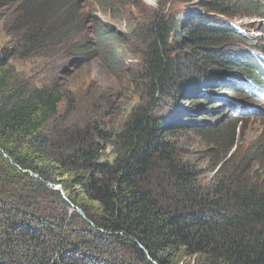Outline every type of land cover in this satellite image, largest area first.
Here are the masks:
<instances>
[{
  "label": "trees",
  "instance_id": "obj_1",
  "mask_svg": "<svg viewBox=\"0 0 264 264\" xmlns=\"http://www.w3.org/2000/svg\"><path fill=\"white\" fill-rule=\"evenodd\" d=\"M176 1L186 4L183 11L170 7ZM246 1L160 0L162 8L135 31L143 39L140 102L112 130L98 120L79 125L62 117L69 93L21 80L11 63L39 45L67 57L91 50L79 1L0 0V9H12L15 28L0 49V264H176L183 253L194 264H264V144L248 151L251 165L220 176L222 169L210 180L172 141L176 131L168 132L194 128L221 147L232 138L220 148L227 156L243 120L234 116L221 131L197 115L219 114L210 101L236 115L259 113L264 50L238 47L252 39L230 20L264 17V0ZM98 30V50L109 47L107 62L119 60L115 39L122 34L108 24ZM181 96L195 104L182 106ZM170 100L178 115L171 127L168 115L157 113ZM111 147L113 157L106 154Z\"/></svg>",
  "mask_w": 264,
  "mask_h": 264
},
{
  "label": "rangeland",
  "instance_id": "obj_2",
  "mask_svg": "<svg viewBox=\"0 0 264 264\" xmlns=\"http://www.w3.org/2000/svg\"><path fill=\"white\" fill-rule=\"evenodd\" d=\"M78 1L81 7L80 11H83L81 14L83 20L82 30L85 31L83 37L90 40L91 50L79 57H67L64 52L60 54L55 51L54 47L39 45L40 48L37 49L34 55L28 57L17 56L11 63L14 65L15 71L20 74L21 80L36 86L56 84L66 93H69L60 105L62 117L67 116L79 125L98 120L113 130L121 126L132 108L138 105L141 99L142 90H138L135 83L141 81H136V76L143 68L140 53L143 48V39L135 31H140L143 27L142 24L151 15V10L161 9L162 4L160 5V0H105V3H101V0ZM185 5L181 1H176L170 7L182 9L183 11ZM188 9H190V6H188ZM11 11V8L0 9V49L11 44V29H15L10 26L12 22H9ZM166 11L170 12L169 8H166ZM230 20H232V24L234 20L237 26L245 29L247 36L252 39L251 43L236 42L235 44L238 47L251 48V45H253L264 50V17L262 18L260 15H237ZM106 24L122 34L118 35L120 41L115 39V47L121 51V57L119 60H114L116 58L110 56L112 63H108L106 58L109 47L100 52L96 47L97 45L94 44L98 40L95 37L99 31L98 29ZM182 30L183 28L180 26L179 31ZM172 41H174L173 33L170 43ZM224 94L225 97L234 101L237 100L238 105L243 103L240 102V95L234 92L223 90L221 95ZM178 101L182 106L189 108L195 104V102L186 100L182 96ZM197 102L204 101L201 99ZM169 103H161L157 113L159 116L168 115L171 127L176 124L172 117H178V115L175 111L177 104L171 100ZM208 103L211 108L219 107L221 110L219 114H198L196 119H198V123L205 124L204 126L211 127L215 125L222 131L232 117L235 116L243 120L235 127V129L237 128L236 136L233 139L231 150L227 152V156H225V151L222 149H228L232 138H228L226 146L221 147L214 143L211 135L208 133L204 135L196 134L193 131L194 128H179L180 126L177 125L174 128L175 130L168 128V132L176 131L175 136L171 138L172 141L185 157L192 164L201 167L207 179L211 180L222 169L223 172L219 173L220 176L231 175L237 169L251 165L252 161L248 157V151L254 149V143H256L255 147L264 144V103H257L256 107L260 108L259 113L249 110L247 114L238 113L237 115L233 114L231 109L223 102H218L216 105H214L215 101ZM182 118L181 123L187 119ZM106 154L113 157L112 147ZM53 176L56 179L62 178L57 176V173ZM49 185L58 190L65 202L73 207L68 194L61 186L54 184L52 181H49ZM52 200L55 201L56 199ZM79 209L77 208V210ZM194 259L193 255L183 253L174 260L176 264H194Z\"/></svg>",
  "mask_w": 264,
  "mask_h": 264
},
{
  "label": "water",
  "instance_id": "obj_3",
  "mask_svg": "<svg viewBox=\"0 0 264 264\" xmlns=\"http://www.w3.org/2000/svg\"><path fill=\"white\" fill-rule=\"evenodd\" d=\"M23 171H24V172H27V170H23ZM28 172H29V171H28ZM30 173L33 174V172H31V171H30ZM33 175H34L35 177H38L37 174H33ZM78 211L84 216V213H83L82 210L79 209Z\"/></svg>",
  "mask_w": 264,
  "mask_h": 264
},
{
  "label": "bare ground",
  "instance_id": "obj_4",
  "mask_svg": "<svg viewBox=\"0 0 264 264\" xmlns=\"http://www.w3.org/2000/svg\"><path fill=\"white\" fill-rule=\"evenodd\" d=\"M84 217H85V215H84Z\"/></svg>",
  "mask_w": 264,
  "mask_h": 264
}]
</instances>
